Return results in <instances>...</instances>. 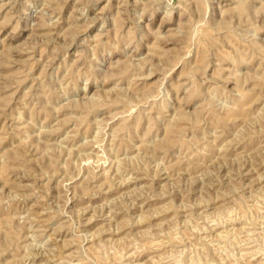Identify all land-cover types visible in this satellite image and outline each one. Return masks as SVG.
<instances>
[{"label":"rangeland","instance_id":"1","mask_svg":"<svg viewBox=\"0 0 264 264\" xmlns=\"http://www.w3.org/2000/svg\"><path fill=\"white\" fill-rule=\"evenodd\" d=\"M0 264H264V0H0Z\"/></svg>","mask_w":264,"mask_h":264},{"label":"bare ground","instance_id":"2","mask_svg":"<svg viewBox=\"0 0 264 264\" xmlns=\"http://www.w3.org/2000/svg\"><path fill=\"white\" fill-rule=\"evenodd\" d=\"M223 221V220H222ZM219 222V221H218ZM228 223V222H227ZM231 223V222H230ZM219 224V223H218ZM224 224V223H223ZM263 224V223H262Z\"/></svg>","mask_w":264,"mask_h":264}]
</instances>
